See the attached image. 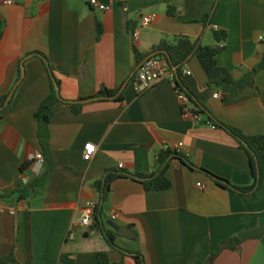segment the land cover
Returning <instances> with one entry per match:
<instances>
[{
    "label": "crops",
    "instance_id": "1",
    "mask_svg": "<svg viewBox=\"0 0 264 264\" xmlns=\"http://www.w3.org/2000/svg\"><path fill=\"white\" fill-rule=\"evenodd\" d=\"M14 1L6 6L0 0L5 23L0 96L13 93L21 72L12 108L0 120V196L25 186L24 178L33 183L49 166L44 169L48 161L35 114L51 94V82L38 54L55 68L64 100L77 102L121 89L124 101L84 104L80 114L63 103L56 107L50 125L56 167L46 185L18 204L0 201V206L18 210L16 216L0 213V264H99V252H107L111 264H136L133 254L139 253L145 264H205L232 239L240 244L220 251L214 264H264V187L254 196H242L177 160L167 174L169 190L148 192L131 178L112 184L103 213L96 217L114 233L117 248L93 229L96 218L90 228H78L87 203H100L95 185L107 170L151 174L158 154L168 148L236 187L252 186L246 152L205 117L195 122L191 113H184L173 83L162 81L140 94L128 80L135 68L134 47L148 54L178 37L218 46L216 30L228 35L220 44L226 48L218 55L219 65L235 80L243 79L262 60L264 0H99L111 6L108 12L92 9L91 0ZM171 8L175 16L169 14ZM150 15L156 21L134 43L133 32ZM206 18L209 27L203 24ZM98 21L103 28L99 39ZM186 68L199 91H206L208 78L199 61L193 58ZM213 94L206 105L220 121L249 136L264 135V70L254 87L237 96L223 100ZM88 144L96 146L91 162L83 158ZM37 155H43V162ZM113 211L119 214L116 221ZM74 229L76 238L70 240ZM64 255L71 263L62 261Z\"/></svg>",
    "mask_w": 264,
    "mask_h": 264
},
{
    "label": "trees",
    "instance_id": "2",
    "mask_svg": "<svg viewBox=\"0 0 264 264\" xmlns=\"http://www.w3.org/2000/svg\"><path fill=\"white\" fill-rule=\"evenodd\" d=\"M169 14L175 16L176 9L171 8L169 10ZM203 24L205 27H209V18H206V22ZM4 25L5 23L0 18V42L2 41L4 35ZM102 34V24L98 21L97 38L99 39ZM215 37L218 46H204L200 42H193L188 37H178L172 43L167 41L161 42L148 54H142L137 48L134 47L133 54L135 68L133 75L128 81H136L139 68L146 60L153 57L165 58L168 64L176 70V79L174 85L176 87L177 93L179 95L184 94L188 98V104L182 105V111L184 113H191L194 117L201 118V116H203L206 118L208 124L214 125L216 128H221L234 137V139L238 142L239 148L245 151L249 157L252 177L254 179L252 186L247 188L236 187L227 180H224L208 171L197 168L186 156L179 153L178 151L165 149L158 154L155 160L154 170L151 174L132 175L122 170H107L103 180L99 181L95 185V188L100 196V203L97 213H103V205L111 193L112 184L121 178H131L137 182H140L148 192H161L171 189L172 183L168 179L167 174L170 167L172 166V163L176 160L192 170H200L205 172L217 185L242 196H254L258 194V192H260V190L264 187V135L249 136L240 129L226 125L214 114H212L206 105L207 101L215 91H220L222 99L225 100L229 96L239 95L248 87H254L256 75L260 71L264 70V52L260 64L253 71L249 72L243 79L235 80L232 72L221 67L218 63V55L226 48L225 44L222 46L220 44L227 42L228 35L224 31L216 30ZM37 56H39L46 63L51 82V94L46 99H44L35 114V118L38 121L37 136L44 150V154L49 166L45 174L40 178L35 179L30 185L23 186L10 195L0 196V201H5L6 203L10 204H18L21 201L28 199L37 188L45 186L50 173L56 167L50 145V125L54 120L56 107L62 103L69 105L74 114H80L84 108V104L78 103V101L69 102L62 98V96L56 90V86L60 88V82L55 76V68L49 63L48 59L44 55L38 54ZM193 58H196L199 61L204 73L208 78V89L204 92L199 91L195 79L186 76L183 73L187 64ZM20 80L21 72L18 74V82L12 92L17 91ZM10 94L0 96V120H2L5 113L12 108V100L7 105ZM93 98H99L98 101L109 100L112 98L111 100L123 102L124 94L121 92V89L116 91L106 90L98 93ZM82 100L83 99H80V101ZM28 165L30 164L24 165L23 169H26ZM136 177L146 180L140 181L137 180ZM95 218V226L93 229L100 231L110 243V245L113 248H117L115 245L114 233L107 231L105 227L97 220V217ZM239 244L240 240L238 239H232L224 242L219 247L218 252L212 253L205 264H214V261L220 251L228 248L236 249V246ZM97 255L99 264H111L107 252H99ZM133 255L136 264H145V260L140 253ZM62 261L71 263L72 260H69L66 255H64L62 256Z\"/></svg>",
    "mask_w": 264,
    "mask_h": 264
},
{
    "label": "built area",
    "instance_id": "3",
    "mask_svg": "<svg viewBox=\"0 0 264 264\" xmlns=\"http://www.w3.org/2000/svg\"><path fill=\"white\" fill-rule=\"evenodd\" d=\"M4 5L6 6H12L15 4L14 0H3ZM90 7L96 11L100 12H108L111 10V6L106 5L99 0H91L89 3ZM156 21L155 16H144L141 19V23L139 25V28L133 32L132 39L134 43H136L140 38V31L143 29L148 28ZM261 40H264V35L261 38ZM184 75L191 77L192 73L189 69L185 68L183 71ZM176 79V70L172 68L167 60L162 57H153L148 60H146L141 67L139 68L135 84L137 86V90L140 94L145 93L148 91L151 87L154 85L161 83L162 81H169L174 84ZM213 97L215 99H221V95L219 93H214ZM179 98L183 104H188V98L184 94H180ZM195 122L200 121V117H194ZM215 127V126H214ZM182 146V145H180ZM169 149V148H168ZM96 151V146L93 144H88L85 147V152L83 155V158L86 162H91L94 158ZM37 160L39 162H43V155H37ZM23 184L25 186H28L30 184L29 180L24 178ZM198 187L200 189H205L206 186L203 184H199ZM26 205V204H25ZM99 207V202L97 201H90L87 203L85 211H84V217L80 221L78 228L87 229L90 228L93 224V220L96 217L97 210ZM18 210L15 207H6V206H0V213H8L11 216H16ZM119 214L116 211H113L111 213V219L113 221L118 220ZM76 229H74L70 235L69 239L74 240L76 238Z\"/></svg>",
    "mask_w": 264,
    "mask_h": 264
},
{
    "label": "water",
    "instance_id": "4",
    "mask_svg": "<svg viewBox=\"0 0 264 264\" xmlns=\"http://www.w3.org/2000/svg\"><path fill=\"white\" fill-rule=\"evenodd\" d=\"M24 76H25V71H24V68H23V70H22V79L24 78ZM56 90L60 94V88L58 86H56ZM13 93L9 96L8 101H7V105L9 104V102L11 101V99L13 97ZM111 99L112 98H110L109 100H111ZM98 100H99V98H91V99H86V100L78 101V103L88 104V103L95 102V101H98ZM47 165H48V162H46L44 169H46ZM136 179L137 180H140V181H145L146 180V179H141L139 177H136Z\"/></svg>",
    "mask_w": 264,
    "mask_h": 264
}]
</instances>
